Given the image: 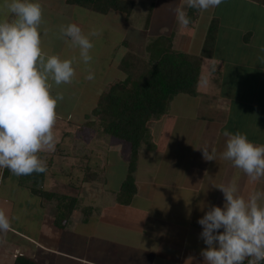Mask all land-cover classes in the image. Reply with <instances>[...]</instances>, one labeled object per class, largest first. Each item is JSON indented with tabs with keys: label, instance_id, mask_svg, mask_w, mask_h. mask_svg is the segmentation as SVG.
I'll list each match as a JSON object with an SVG mask.
<instances>
[{
	"label": "crops",
	"instance_id": "1",
	"mask_svg": "<svg viewBox=\"0 0 264 264\" xmlns=\"http://www.w3.org/2000/svg\"><path fill=\"white\" fill-rule=\"evenodd\" d=\"M35 1L40 3L41 0ZM57 2H59V0H57ZM60 5L62 9L66 8L68 4L61 1ZM135 6L137 7V4ZM68 9L69 18L67 22L70 24L79 17L75 19L73 16L76 10L75 7L68 5ZM4 11L6 12V10ZM111 13L104 16V21H100L101 25H107L105 21L112 15ZM118 16H124V14ZM124 18L126 20L125 16ZM9 19H11V15ZM0 20H2V18ZM79 22L80 21H78V23ZM221 24L220 20L214 57L207 58L211 62V73L209 72L207 77L208 79L210 77L211 83L203 85L205 90L204 93L201 90V82L203 81L205 59L202 65V75L199 84L200 89L196 96L203 95L205 99L202 100L201 104L205 103L204 105L209 106L212 110L208 118L199 117V119H201L199 123L208 120L210 123L220 125L221 129L217 135L219 140L217 141L216 139L214 142L217 150V159L215 163H225L224 168L220 166L223 170L219 168L218 164L214 165V168L216 167L217 170L212 172V177L204 181L206 185L203 184L204 182L199 184L196 183L197 175L189 176L188 174H183V177L180 175L178 179H175L174 182L169 187H166V189L164 188L165 190L163 191L158 190L162 186L158 183H155V186L160 187L152 188V186H150L146 193H143L141 188L138 187V191L131 203L125 205L117 201L116 195L128 171L125 170V174H119L117 177L113 178L111 175L109 176L108 170H106L108 165L103 164L102 170L99 169V166L93 169V171H96L95 173L101 170L100 174H97L100 176L99 179L90 181L86 179V175L84 174L78 179L81 185L78 186L80 193L77 195L80 196L81 200H79V202L81 201L82 203L81 206L79 202L77 205L79 207V215L77 217L78 223L77 225L72 224L71 217L66 226L61 228L54 223V203L43 201L36 195L31 187L32 180L27 178L26 181H23L22 175L16 176L8 169L1 168L0 189L5 180L9 181L10 186L16 187V190H12V192L14 191L17 197L21 191L19 188L24 186L30 188L31 191L34 192H32V194L36 196V202L40 208L39 220L41 223H39V228L34 231L35 233L27 232L13 224H11V230L8 232H0V264H13L18 255L22 254L27 256L26 252L28 248L31 249V246L36 248L33 249V251L38 250L40 252L49 253L51 256H54L55 259H68L72 262L71 264H204L199 248L202 244L200 233L203 229L197 221L209 210L213 203L215 206L219 207H223L225 203L223 193L214 186H219L221 184L228 185L233 180H236L239 189L238 194L247 195L249 192L255 190L264 191V187L258 184L259 181H263L262 184H264V178H261L254 184L249 183L248 177L242 170L233 167L230 161H223L219 155L226 147L227 137L223 135L225 130L233 134L236 132L246 134L251 142L255 144H264V136L262 134L264 132V20L257 22L255 29H237L233 26L223 28ZM104 26L102 27L104 28ZM152 26L153 19L151 20L149 29L152 28ZM195 27L196 25L194 23L193 27H189L190 29L189 32H187V37L184 36V38L188 40L186 43L188 47L189 44L194 42L193 32ZM99 33L100 37L103 33L106 37V32ZM169 34L174 35V46L178 48L177 42L179 41L177 39L180 40V38L176 37L177 35L174 32ZM156 35L161 34H153V36ZM232 35H235V37H232ZM205 37L206 35L204 34L198 52L191 53H201ZM107 38H110L109 34ZM234 41L242 47L241 49L243 51L241 54H238L234 46H230L231 42ZM126 42L130 41L125 39L123 42L124 46H121L124 48V55L130 48L126 45ZM225 42L230 46L229 50L232 53L224 50L225 45L223 44ZM64 43L66 42L63 41L60 43V46L57 47L58 49L56 48L53 52L61 54L63 49L60 47ZM49 45L48 40L43 41L42 49L45 50L44 48L47 46L50 47ZM221 47L223 48L222 51H220ZM187 48H183L185 50L181 48L178 49L190 52V48H188V50ZM121 60L118 62L116 68H119ZM220 63L221 73L229 72V80L226 84L225 82L218 83L215 91L216 84L213 82L214 80L212 78V67ZM223 66H225L226 70ZM73 67L75 72L78 73L79 67H77L76 64H74ZM98 85H100L97 86V92H99L97 94L93 93V97H86L83 94V89L78 91V89L73 88L70 91V94H73V98L75 99L73 100L75 107L83 104L85 101L90 103V105L86 106L87 108L80 109V107H74V111L65 108L64 112H62L63 114L59 113V115L68 117L67 123L71 125L72 128L89 119V115L97 105L98 98L102 93L101 91L106 87V85H104V88H102L100 83ZM67 109L68 114L66 113ZM234 115L236 117H234ZM70 116H72L71 119ZM74 118L76 120H81L82 123L75 121ZM190 118V115L183 116L178 114L171 106L170 111L162 116V118L151 120L149 122V129L153 141L156 144V149L149 152L167 151V148L171 147V140L175 141L181 138L182 129L184 131L185 126H187L188 123L190 124ZM217 120H219L218 123ZM191 134L193 135V143L198 139L195 138L198 132ZM162 137L166 139V141H163V145H160L159 140L162 139ZM74 139L81 140L80 138ZM82 140L84 141L83 138ZM90 142L91 138L90 141L84 142V145L80 142V147L83 149L87 148L89 151ZM112 147L114 149L117 145L113 144ZM99 149L100 148H98V150ZM113 149H109V154L113 152ZM85 150L86 149H84V151ZM119 150L121 151V149ZM209 151H211V148ZM56 152L60 155V159H63V155H66L65 151L58 152L57 140L54 151L40 152L38 155L50 166L55 161L54 156ZM118 155L124 157L122 152L117 154V156ZM105 161L109 163L114 160L112 161L109 155L108 158L106 157ZM78 166L79 168L77 170L85 168V166ZM86 167L89 169L92 166ZM114 170H116V167L112 169L111 173H114ZM121 171H123V169ZM52 173L54 174L50 175L48 172L46 173V178L42 186L43 188L51 189L50 185H55L56 181H58L55 180L57 176L54 170H52ZM102 176L106 178L100 179ZM69 177V184L72 185V181L75 177L72 175H69ZM135 178L136 184L139 186L138 184L140 182L137 181L138 178L136 173ZM52 180H55L54 184H52ZM85 184H88V187L95 190L92 192V195L85 191V197H83ZM150 184L152 185L153 183ZM203 188L205 190H202ZM12 192L9 194L8 192L0 191V210L5 212L10 222L13 216L12 212L8 208L3 207L2 204L14 206V193L12 194ZM179 208L182 209L181 212ZM80 225H82L81 228L79 227ZM9 236H11V239L8 238ZM64 237L67 238L68 245L66 248L62 243ZM26 246L28 247L26 248ZM33 251L31 250L29 254ZM76 251L81 254L76 253ZM28 256L30 257V255Z\"/></svg>",
	"mask_w": 264,
	"mask_h": 264
},
{
	"label": "rangeland",
	"instance_id": "2",
	"mask_svg": "<svg viewBox=\"0 0 264 264\" xmlns=\"http://www.w3.org/2000/svg\"><path fill=\"white\" fill-rule=\"evenodd\" d=\"M61 1L65 3L64 0H59V2H57V0L40 1L43 9V18L41 23L42 45L43 41L48 40L50 47L47 46L44 48V51L48 55H59L61 59H72L75 57L73 65L76 64L79 69L78 73H76L75 77L73 78L72 83L61 84L59 86L55 85L54 82L52 83L53 86L51 89V94L53 96L62 94L64 97L62 101H58L57 103L56 112L58 118L54 127V134L55 139L58 141V152L65 151L66 155H63V159H60V155L56 152L54 156L55 161L52 163V165L48 166L47 172L50 175H53L54 173H52V170H54L57 176L55 180H58L56 181L55 185H50L51 187L49 186L51 189L59 192H66L70 195H77L80 193L78 186L81 185V182H79L78 179H80L83 174L86 175V166H92L90 169L93 171V169L96 167L99 166V169H101L103 164H107L108 167L106 170H108L109 176L111 175V177L115 178L119 174L122 175L125 170L128 171L131 149L129 143L125 140L109 136L106 137V135L100 136V134L97 132H89L88 130L80 132V128L78 126L84 124L87 120H83L84 122L82 123L81 120H76L74 118L75 121H79L82 124H78L76 127L72 128L71 125L67 123L68 117L59 115V113L64 112L65 108L74 111L75 106L73 100L75 99L73 98V94H70V91L73 88L78 89V91L83 89V94L86 97H93V93L97 94L99 92H97V86H100L98 85L99 83L101 84V87L104 88V85L108 86L113 80L123 78L124 73L121 72L118 67L117 69L116 66L124 55V48L121 46H124L123 42L125 39L130 41L129 43L133 46V52H136L137 54H143L147 41L151 36H153L154 33L169 35V33L174 32L177 35L176 37L180 38V40L177 39L179 41L177 42V47L181 49L187 48L188 45L186 43L188 40L185 39L184 36L187 37V32H189L190 28H184L178 24L174 10L177 7H184L185 10L188 11L189 8L186 6V0H136L137 7L135 6V11L130 17L126 18L125 20V15L118 16L123 15L122 13L112 12V15L105 21V23H107L105 26L100 24V21H104V16L98 13L89 12L83 8L75 10L73 16L75 19L78 17L79 18L74 20L72 23H76L78 26H80L85 34H88L93 29L101 33L106 32V37L103 33L101 37L98 35L91 38L92 42L94 43V48L90 52L92 60L86 65L80 59L79 49L70 47L68 43L61 45L60 48L63 49L61 54L53 52L57 47L60 46V43L63 41L66 42L67 39L61 38L59 33L60 25H67V20L69 18L68 5L66 8L61 9ZM2 2L3 0H0V3ZM34 2L36 1L34 0ZM152 3H154V11L153 15L151 16V19H153V26L146 31L144 29L143 23ZM198 14V19L195 22L196 27L193 32L194 42L189 44L188 47L191 50L190 52H198L200 48V42H202L204 34L206 35L212 18H220L219 20H221V25H223V28H226L227 26H233L237 29H255L256 23L264 20V7L251 0H223V2L218 7L210 8L206 11L199 10ZM9 16L10 14H7L4 10H0V19H9ZM78 21L80 22L78 23ZM102 26H104V28ZM108 34L110 38H107ZM232 37H235V35H232ZM223 45H225L224 50L229 53H232L229 50L230 46H234L238 51V54H241L243 51L241 49L242 47L239 46V44L235 41L231 42L230 46L226 42ZM222 49L223 48L221 47L220 51H222ZM214 66L212 67V78L214 81H212L216 84V91L218 83H227L229 80V72L221 73V63L215 67ZM223 67L225 68V66ZM210 69L211 62L209 59H206L205 65L203 67V81L201 82V90L204 93L205 90L203 85L211 83L210 77L209 79L207 78ZM89 71L94 73L95 78L92 80L85 79ZM204 99L205 97L203 95H177L172 102V109L178 112V114L183 116L190 115L191 117L190 124L188 123L187 126H185L184 131L182 129L181 138L175 141L171 140V147L167 148V151H155L154 154L147 150H140V159H138L139 161L137 164L136 176L138 178L137 181L140 182L138 187L141 188L143 193H146L149 190L148 187L150 186H152V188H158L162 185L158 190L163 191L166 189V187H169L175 179H178L180 175L183 177V174H188L189 176L197 175L196 183H203L205 180L212 177V172L217 170L216 167L214 168V165L218 164L219 168H221L220 166L224 168L225 163H215V160L206 161L203 158L202 150H198L203 147H207L209 150L210 148H215L214 142L216 139L217 141L219 140L217 135L221 129L220 125L210 123L208 120H204V122L199 123V121H201L199 117L208 118L210 116V112L212 111L209 106L204 105L205 103L201 104L202 100ZM88 105H90V103L85 101L83 104L76 107H80L81 109ZM68 109L66 111L67 114ZM234 117L236 116L234 115ZM71 118L72 116H70V119ZM218 121L219 120H217V123ZM197 132L198 135H196L195 138L198 139L192 143L193 135L191 133L195 134ZM262 134L264 136V132ZM74 138H80L81 140ZM90 138V150L88 151L87 148H84L86 149L84 151V149L80 147V142H82V145H84V142L90 141ZM163 141H166V139H163L162 137V139L159 140L160 145H163ZM113 144L117 145V147L114 149L112 147ZM98 148L100 149L98 150ZM109 149H113V152H110V154L108 152ZM119 149H121V151ZM121 152L124 157H120V155L117 156V154H120ZM109 155L111 156L112 161L114 160L113 162L108 163L105 161L106 157L108 158ZM115 163H118L119 165ZM230 163L232 162L230 161ZM78 165H81L80 167L85 166V168H80L81 170H77L79 168ZM114 167H116V170H114V173H111ZM122 169L123 171H121ZM221 170L223 169L221 168ZM100 171L97 172V174H100ZM69 175L75 177V179L72 181V185L69 184ZM55 180H52V184L55 183ZM150 183L153 184L151 185ZM155 183H158L160 186H155ZM262 183L263 181L258 182L259 186L264 187V184ZM203 184L206 185L205 182ZM19 189L21 191L17 197V194L14 193V191L12 192V190H16V187L10 186L9 181L5 180L0 191L8 192L9 194L10 192H12V194L14 193L13 196L15 203L14 206L9 204H2V206L8 208L12 212L13 216L11 224L20 227L27 232L29 231L30 233H35L34 231L39 228V223H41L39 220L40 208L36 202V196L33 195V191H31V189L26 186ZM83 190V197H85V191L92 195V192H94L95 189H92L91 187H88V184H85V188ZM202 190L205 189L203 188ZM77 196L79 202L81 198L79 195ZM79 203L81 206V201ZM212 205L215 204L213 203ZM53 206L55 208L54 212H56L57 209L55 204ZM78 209L79 207L77 206L74 214L72 215V224L77 225L78 223ZM181 210L182 209L179 208L180 212ZM79 227L81 228L82 225ZM8 238L11 239V236ZM62 243L66 248L68 245L66 237L63 238ZM27 247L28 246H26V248ZM206 247L207 245H205L202 240V244L199 246L200 250ZM29 249L30 248H28L26 255H30L31 258L38 260L41 264L72 263L68 259H55V257L51 256L49 253L40 252L38 250L33 251V249H36L34 246H31V249ZM31 250L33 252L29 254ZM76 253H78V251H76Z\"/></svg>",
	"mask_w": 264,
	"mask_h": 264
},
{
	"label": "clouds",
	"instance_id": "3",
	"mask_svg": "<svg viewBox=\"0 0 264 264\" xmlns=\"http://www.w3.org/2000/svg\"><path fill=\"white\" fill-rule=\"evenodd\" d=\"M223 0H186L187 8L206 11L218 7ZM0 10L11 19L0 20V168L16 176L44 173L47 165L38 153L55 150L54 127L57 103L62 94H51L52 82L70 84L76 75L72 59L48 55L42 49L41 23L43 9L34 0H3ZM181 27H188L190 18L184 7L175 10ZM61 38L70 47L79 49L84 64L92 60L93 29L85 34L76 23L60 25ZM89 71L85 79H94ZM226 147L220 158L231 161L242 170L249 183L264 178V144L251 142L246 134L225 130ZM197 149V148H196ZM206 161L217 159V150L200 148ZM224 196L223 207L212 205L198 219L204 264H260L264 261V191L238 194L236 180L214 186ZM11 222L0 210V232L11 230Z\"/></svg>",
	"mask_w": 264,
	"mask_h": 264
},
{
	"label": "trees",
	"instance_id": "4",
	"mask_svg": "<svg viewBox=\"0 0 264 264\" xmlns=\"http://www.w3.org/2000/svg\"><path fill=\"white\" fill-rule=\"evenodd\" d=\"M252 1L264 6V0ZM65 2L76 10L83 8L102 16L120 12L126 18L134 13L136 5L135 0H65ZM153 11L154 3L151 4L143 23L146 31L150 27ZM187 13L191 21L188 27H192L198 18L199 10L189 8ZM219 27V18H212L200 54L176 48L173 34L151 36L143 54L133 52V46L126 42L130 48L119 64V70L124 73V77L113 80L105 87L89 119L78 126L80 132L87 130L97 132L129 143L131 155L128 173L116 195L120 204L129 205L138 191L135 173L140 150L156 149L149 122L167 114L177 95H198L203 61L214 57ZM46 165L48 168L49 164ZM46 173L47 170L44 173L22 175V180L30 178L31 187L36 195L43 201L55 204L57 210L54 223L62 228L76 210L78 196L43 188ZM99 177L95 171L87 169L86 179L92 181ZM103 178L102 176L100 179ZM13 264L41 263L21 254L15 258Z\"/></svg>",
	"mask_w": 264,
	"mask_h": 264
},
{
	"label": "built area",
	"instance_id": "5",
	"mask_svg": "<svg viewBox=\"0 0 264 264\" xmlns=\"http://www.w3.org/2000/svg\"><path fill=\"white\" fill-rule=\"evenodd\" d=\"M244 264H247V260L244 262ZM260 264H264V261L260 262Z\"/></svg>",
	"mask_w": 264,
	"mask_h": 264
}]
</instances>
